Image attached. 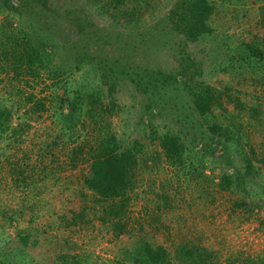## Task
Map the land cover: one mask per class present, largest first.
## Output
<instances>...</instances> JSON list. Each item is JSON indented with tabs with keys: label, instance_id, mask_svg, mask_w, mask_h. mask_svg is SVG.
<instances>
[{
	"label": "rangeland",
	"instance_id": "1",
	"mask_svg": "<svg viewBox=\"0 0 264 264\" xmlns=\"http://www.w3.org/2000/svg\"><path fill=\"white\" fill-rule=\"evenodd\" d=\"M184 1L43 0L36 5L27 0L25 13L12 16L14 26L34 42L47 36L60 45L59 60H72L91 44L95 53L115 50L116 68L128 69L135 80L88 65L86 81L104 92L96 100L101 110L95 124L85 116L68 133L60 130L63 120L53 107L25 115L28 103H22L21 94L30 86L19 82L25 90L19 93L0 72V102L28 123L16 140L8 130L0 136V248L19 230L30 243L44 244L36 257L42 264H63L60 252L68 253L69 264H130L126 255L138 240L161 244L170 264H264V195L259 191L264 176L256 177L257 189L247 197L250 208L244 206L246 198L216 185L220 172L241 170L240 156L252 154L249 145L264 158V84L259 72L229 65L238 41L258 29L254 23L264 0H209L210 29L196 37L187 36L180 21L166 19L175 2L184 10ZM155 69L170 77L168 84L147 79ZM200 81L219 94L204 116L238 127L241 145L229 141L223 147L216 141L221 136L194 109L192 92ZM33 90L37 97L49 89L37 83ZM14 112L12 124L18 118ZM105 131L123 146L137 135L147 136L118 218L107 217L104 201L83 184L85 151L71 158L78 143L93 144ZM165 131L186 143V161L194 170L165 160L156 136ZM208 138L211 149L205 145ZM15 159L23 172L10 170Z\"/></svg>",
	"mask_w": 264,
	"mask_h": 264
},
{
	"label": "trees",
	"instance_id": "2",
	"mask_svg": "<svg viewBox=\"0 0 264 264\" xmlns=\"http://www.w3.org/2000/svg\"><path fill=\"white\" fill-rule=\"evenodd\" d=\"M28 1L39 5L43 0ZM29 2L27 0H0V72L7 76V84L19 93L25 91L19 82L24 81L30 86L31 90L21 94L22 103H28L25 115L39 113L53 107V113L61 114L63 120L60 130L68 133H72L76 122L83 121L82 118L85 116L95 124L97 122L96 114L101 110L98 108L96 100L101 98L104 92L98 87V84L96 86L86 81L84 69L90 64H95L100 69V73L104 70L110 74L125 73L133 80L135 78L129 74L128 69H123L120 66L118 69L116 68L118 56L115 54V50L106 52L101 49L95 53L91 47L94 44L88 45L87 48L85 46L72 60L69 58L59 60L60 45L52 42L47 36H40L39 41L34 42L24 29L14 26L12 16L23 15L25 4ZM182 4L184 10H181L180 5L175 2L171 7L172 10L166 14V19L171 23L180 21L185 26L184 32L187 36L196 37L208 32L210 27L207 24V18L212 3L209 0H185ZM28 21L27 24L32 25V20ZM254 25L258 29L251 37L238 41L235 52L230 54L233 59L230 60L229 65L243 69L247 67L252 71L259 72V81L264 84V2L258 6V19ZM36 26L38 28V25ZM38 30L40 29L38 28ZM83 55L85 56L82 57ZM124 61L126 66L131 68V65L127 64L128 60ZM146 72L149 73L152 70L146 69ZM147 77L148 80L152 77L153 82L158 80L163 85L168 84L170 78L158 69L153 70V75L148 74ZM37 83H43L44 88L49 90H46L42 96L36 97L33 87ZM218 95V91L214 90L213 86L200 81V84L196 85V89L192 92L193 107L202 116L203 121L208 123L207 127L211 132H216L217 136H221L216 141L220 142L223 147L229 141L241 145L240 135L237 132L238 127L233 128L229 124L224 125L215 120L210 122L204 116L209 111L210 105L218 99ZM64 106L66 107L65 112L62 111ZM13 112L12 106L7 105L5 101L0 102V136L5 130H8L12 138L15 137L16 140L28 127V123L24 120L23 115L16 111L14 113L18 118L12 124ZM156 136L164 158L170 165L187 172L195 169L193 164L186 161L188 148L177 133L165 131L156 134ZM146 141L147 136L143 133L137 135L129 145L123 146L114 133L105 131L95 138L93 144L84 146V143L81 142L76 148H73L72 159L77 158V153L80 152L85 151L87 155L88 163L83 172L82 181L95 195L96 200L104 201L101 204V210L105 215H109L107 217H121L118 215L123 213L129 199L126 192L133 186L136 154L141 151ZM210 141L211 139L208 138L205 142L209 149L212 148ZM248 149L252 154L240 156L242 159L241 170L222 171L218 174L216 182L219 189L238 193L239 197L246 198L244 206L249 204V199H247L249 194L257 189L255 186L257 184L256 177L263 178L264 176V158L261 155L256 156L252 146L249 145ZM253 158H256L260 164H256ZM11 163H14L10 165L11 171L23 172L22 168L18 167L17 159ZM202 173L201 170L198 171V174ZM252 175L254 178H251ZM206 176L212 180L211 176ZM260 187V194L264 195V185L261 184ZM248 208H250V204ZM104 217L101 216L102 219ZM27 239V236L19 230L16 231L0 248V264H12V259L16 258H23L20 264H42L36 257L42 252L44 244L38 240L30 243V239H28L29 242H26ZM183 252L186 255L191 254L187 250ZM67 255V252L59 253L63 264H69L66 259ZM126 257L130 264H170L167 252L161 244H152L143 240H138ZM15 262L18 261L15 260ZM53 262H55L54 258Z\"/></svg>",
	"mask_w": 264,
	"mask_h": 264
}]
</instances>
